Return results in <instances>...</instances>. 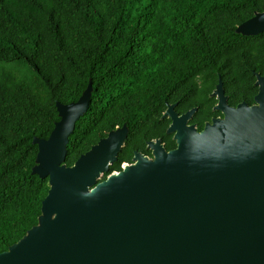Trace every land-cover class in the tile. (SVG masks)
<instances>
[{"label": "trees", "instance_id": "1", "mask_svg": "<svg viewBox=\"0 0 264 264\" xmlns=\"http://www.w3.org/2000/svg\"><path fill=\"white\" fill-rule=\"evenodd\" d=\"M264 0H0V255L37 228L50 191L34 173L39 141L61 121L58 105L90 103L65 146L66 167L124 130V146L98 183L159 140L177 148L173 107L202 132L227 104L255 105L264 79V32L239 27Z\"/></svg>", "mask_w": 264, "mask_h": 264}, {"label": "water", "instance_id": "2", "mask_svg": "<svg viewBox=\"0 0 264 264\" xmlns=\"http://www.w3.org/2000/svg\"><path fill=\"white\" fill-rule=\"evenodd\" d=\"M238 30L263 33L264 13ZM257 86L255 105L236 108L219 86L215 110L223 119L202 132L189 125L193 111L179 116L170 107L165 116L177 148L150 142L152 159L136 154L98 184L126 132L117 130L66 167L65 146L90 92L58 105L61 121L38 142L34 169L50 180L43 213L54 218L43 216L0 264H264V79Z\"/></svg>", "mask_w": 264, "mask_h": 264}, {"label": "rangeland", "instance_id": "3", "mask_svg": "<svg viewBox=\"0 0 264 264\" xmlns=\"http://www.w3.org/2000/svg\"><path fill=\"white\" fill-rule=\"evenodd\" d=\"M168 113L170 114V113H171V110H169ZM123 169H124V167H123ZM113 174H114V173H113ZM113 174H112V175H113ZM117 174H118V173H117ZM110 176H111V175H110ZM101 178H102L101 176H99V177L97 178V182H96V184H98V182L101 180ZM91 190H93L92 187L90 188V191H91ZM53 218H54L53 216H44V218H43L42 220H53ZM41 226H42V222H41L40 227H41Z\"/></svg>", "mask_w": 264, "mask_h": 264}, {"label": "flooded vegetation", "instance_id": "4", "mask_svg": "<svg viewBox=\"0 0 264 264\" xmlns=\"http://www.w3.org/2000/svg\"><path fill=\"white\" fill-rule=\"evenodd\" d=\"M259 87V86H258ZM259 93V92H258ZM225 94V93H224ZM226 98V97H225ZM227 100V99H226ZM229 106V105H228ZM254 106V105H253ZM230 107V106H229ZM233 108H235V107H233ZM219 119V118H218ZM220 119H223V117H221ZM150 151V150H149ZM141 155H143V154H141ZM144 157H146V158H149V159H152L153 158V156H152V152L150 151V155H143ZM126 165H129V164H124L123 165V167H125ZM130 165H132V164H130ZM122 167V168H123ZM123 170V169H122ZM114 174H117V173H114Z\"/></svg>", "mask_w": 264, "mask_h": 264}]
</instances>
